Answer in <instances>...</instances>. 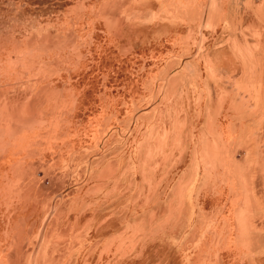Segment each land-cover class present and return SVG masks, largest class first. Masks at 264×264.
<instances>
[{"label":"rangeland","instance_id":"obj_1","mask_svg":"<svg viewBox=\"0 0 264 264\" xmlns=\"http://www.w3.org/2000/svg\"><path fill=\"white\" fill-rule=\"evenodd\" d=\"M262 111L264 0H0V264H264Z\"/></svg>","mask_w":264,"mask_h":264},{"label":"crops","instance_id":"obj_2","mask_svg":"<svg viewBox=\"0 0 264 264\" xmlns=\"http://www.w3.org/2000/svg\"><path fill=\"white\" fill-rule=\"evenodd\" d=\"M220 119H223V120L226 121L227 117H222V115H221V116L218 117V121H219ZM255 119L257 120V121H256V125H257V126L259 127V129H260L259 135H261V138H262V141H263V138H264V111L258 113ZM260 140H261V139H260ZM220 174H222V173H220ZM223 178H225V179H224V180H225V183H227V182H228V179H227V177H226L225 174H223ZM214 184H215V188H214V190H213V192H212L214 196H216V195H220V191H221L222 187H223V189H226V186H222V185H220V187L217 188V186H216V182H214Z\"/></svg>","mask_w":264,"mask_h":264}]
</instances>
